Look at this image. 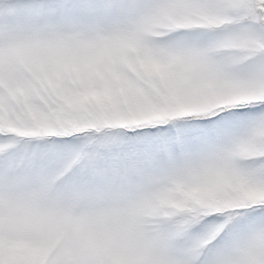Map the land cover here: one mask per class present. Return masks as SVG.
I'll list each match as a JSON object with an SVG mask.
<instances>
[{"label": "snow or ice", "instance_id": "obj_1", "mask_svg": "<svg viewBox=\"0 0 264 264\" xmlns=\"http://www.w3.org/2000/svg\"><path fill=\"white\" fill-rule=\"evenodd\" d=\"M0 264H264V0H0Z\"/></svg>", "mask_w": 264, "mask_h": 264}]
</instances>
